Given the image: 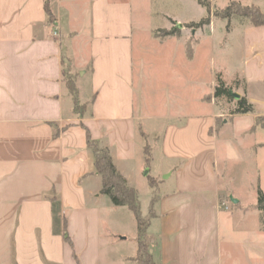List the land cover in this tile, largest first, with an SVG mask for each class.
Instances as JSON below:
<instances>
[{
	"label": "crops",
	"instance_id": "crops-1",
	"mask_svg": "<svg viewBox=\"0 0 264 264\" xmlns=\"http://www.w3.org/2000/svg\"><path fill=\"white\" fill-rule=\"evenodd\" d=\"M49 2L54 24L44 0H0V264H138L135 215L101 193L87 131L147 203L154 264H264L261 214L238 201L233 224L217 166L219 123L264 117V26L211 17L161 38L148 10L135 19L149 0ZM229 42L233 73L216 64ZM218 74L253 113L227 116Z\"/></svg>",
	"mask_w": 264,
	"mask_h": 264
},
{
	"label": "rangeland",
	"instance_id": "rangeland-1",
	"mask_svg": "<svg viewBox=\"0 0 264 264\" xmlns=\"http://www.w3.org/2000/svg\"><path fill=\"white\" fill-rule=\"evenodd\" d=\"M211 3L210 17H214L215 13L224 10L232 2H237L243 6L257 5L262 7V0H208ZM144 10L150 12L152 22L159 29L156 32L161 38L165 37V33L169 32L177 25L184 24L183 26H191L192 22H201L209 17L206 8L201 6L198 0H149V7H135V19L138 20ZM219 18H217L218 20ZM232 19H239L233 17ZM181 26V27H183ZM206 27V26H204ZM192 29H197L196 24L194 27L187 28V32L190 35ZM218 35V34H217ZM207 35L205 37L206 43H204L200 52V60L202 62L203 57L207 54ZM204 42V38H201ZM229 45L224 48H218L216 53V64L220 62L224 63L228 68L229 72L233 73L235 66L241 67V50L240 47L234 43L229 42ZM162 56L154 58L162 60ZM137 65L138 60H137ZM220 74L216 76V83ZM222 79V78H221ZM202 80V79H201ZM150 80H148L149 82ZM210 83V80L209 82ZM234 83V82H233ZM233 83L231 89H233ZM210 87V85H208ZM214 97V94H213ZM215 98V97H214ZM216 99V98H215ZM218 104L225 105L227 116L234 115L233 109L236 105L235 100H227L226 98H219ZM229 118V117H228ZM257 126V121H248L247 119L238 120L235 123H231L229 126L224 125L223 121L218 125L217 137L219 156L217 159L218 170L221 174L220 189L223 197L227 201V210H224L228 215H236L233 224L240 222L241 207L232 200L241 202V206L245 208L255 207L258 203V191L261 189L264 193V147H256V142L264 140V129H259L257 137L253 134L254 129ZM260 138V139H259ZM147 144L154 145V141L150 140ZM148 152V158H151L150 151ZM146 153V157H147ZM162 162L158 157H155L151 163L153 173L151 176L156 174L157 168L161 166ZM148 171L146 169L144 174ZM165 176L163 177V179ZM142 218L145 223L148 222V207L144 200H141L140 205ZM250 211L258 212L255 208ZM136 221V220H135ZM137 235V222L135 226ZM150 246V245H149Z\"/></svg>",
	"mask_w": 264,
	"mask_h": 264
},
{
	"label": "trees",
	"instance_id": "trees-1",
	"mask_svg": "<svg viewBox=\"0 0 264 264\" xmlns=\"http://www.w3.org/2000/svg\"><path fill=\"white\" fill-rule=\"evenodd\" d=\"M263 5L257 6H243L240 3L232 2L224 10L218 11L215 13V17L227 20L229 22L227 29L230 28V21L233 17H237L242 21H246L251 24L253 27H262L264 26V0ZM199 4L207 9L209 17L196 24L197 28L206 26L210 24V13H211V3L208 0H198ZM45 12L48 16L49 24H54L56 18L53 14V11L50 7L49 0H44ZM195 24L187 26V28L194 27ZM182 27H175L171 31L165 33V37L176 36L179 34ZM193 49L192 43L187 44V55L192 57ZM67 86L72 94L76 109L79 108L78 101V92L75 86V83L71 77L67 78ZM214 97L216 99L226 98L227 100H234L232 96V89L228 87L226 83L218 78V81L214 90ZM254 112V108L245 97H241L239 101L236 102V109L233 111L234 115L250 114ZM257 125L264 127V117L257 119ZM87 142L88 146L94 154L95 159V168L96 172L100 175L102 180V189L101 193L111 200L113 205L117 207H127L133 212L137 221L138 229V252L136 261L138 264H154L152 256L150 254L149 248V239L146 232L147 223L143 221L140 205L138 202L137 192L128 186L126 180L117 170L111 152L108 148L102 147L97 141L92 140L89 131H87ZM148 151L146 150L145 153ZM148 153L146 157L147 163H149ZM150 185H153L154 182L152 179H149ZM256 209L261 214V221L264 227V193L260 189L258 191V203Z\"/></svg>",
	"mask_w": 264,
	"mask_h": 264
},
{
	"label": "water",
	"instance_id": "water-1",
	"mask_svg": "<svg viewBox=\"0 0 264 264\" xmlns=\"http://www.w3.org/2000/svg\"><path fill=\"white\" fill-rule=\"evenodd\" d=\"M180 26V25H179ZM181 27V26H180ZM232 96H233V98L236 100V101H239L240 99H241V96L239 95V94H236V93H233L232 92ZM233 201V203H238V201L237 200H232Z\"/></svg>",
	"mask_w": 264,
	"mask_h": 264
},
{
	"label": "built area",
	"instance_id": "built-area-1",
	"mask_svg": "<svg viewBox=\"0 0 264 264\" xmlns=\"http://www.w3.org/2000/svg\"><path fill=\"white\" fill-rule=\"evenodd\" d=\"M54 34H55V36H57L58 35V32L56 31Z\"/></svg>",
	"mask_w": 264,
	"mask_h": 264
}]
</instances>
